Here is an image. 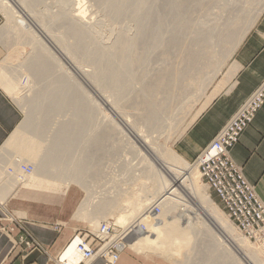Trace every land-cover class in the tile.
<instances>
[{
	"label": "bare ground",
	"instance_id": "obj_1",
	"mask_svg": "<svg viewBox=\"0 0 264 264\" xmlns=\"http://www.w3.org/2000/svg\"><path fill=\"white\" fill-rule=\"evenodd\" d=\"M68 1H63L59 11L53 14L50 19L53 24L63 30L61 34L63 37L57 38L58 47L62 48L76 63L79 59H85V61L94 65L95 71L91 75L89 73L90 76L78 65L77 67L72 66V69L81 77L88 75L102 89L104 95L97 93L98 97L109 110L113 109L111 111L112 115H104L111 125L109 126L110 131L107 130L108 134L110 137L120 135V139L122 138L125 141V144L130 147V151L132 150L133 159H138L132 165L131 176L139 177L141 175L148 179V182L143 183L140 181L142 180L141 177L140 179L130 176L132 181L137 182L139 180V183H136L139 185L138 188L133 187L135 188L133 189L132 187H123L124 185L127 186V181L124 182L119 178L118 181L120 182H116L118 185L115 184L117 186L112 185L108 188V185V189L105 190L103 186L102 195L106 191L108 194L107 200L104 201L103 198L105 197L99 194L101 189L97 191L99 195L96 194V191H93L98 195L96 197L98 198L97 204L93 206L95 202H93V194L91 195L89 190L94 187L87 188L83 183V178L90 175L93 180L98 177L97 156L94 159L96 166L93 165L92 170H90L91 167H88V161L91 160L88 156L80 159L71 169L65 167V164L67 159H71L68 155L73 149V145H77L81 140H83L84 146L79 144V147L96 150L101 149L100 147L106 138H110L104 137L101 132L103 128L101 131L94 130L97 132L92 135L93 137L88 132L89 127L94 123L93 118H91L93 112L91 107L93 106L97 112L103 113V111L99 110L98 103L90 101L86 91L71 79L66 70L61 72L60 75L53 74L56 70L63 71V65L44 45L35 30L31 29V14L28 13L34 12L32 7L36 0H20L26 10L31 11H27V14L21 6V8L17 6V2L15 4L12 0H0V10L6 17L5 19L11 21L12 25L10 24V26L13 28V32L23 36L22 42H27L26 44L32 50V52L23 55V59L18 61L16 67L19 65L22 68L28 66L27 70L29 68L34 73L32 75L35 80L49 79L44 91L36 96L34 95L35 97L31 99V106L27 112L28 121L18 125L0 146V188L6 186L5 192H7L16 189L18 186H32L64 192L74 182L79 184L87 194L80 201L74 219L86 222L93 229L92 231L80 230L81 232L96 233L100 227V222L111 221L122 227L121 230L117 228V233L124 232L126 234L125 249L140 254L162 257L161 253L163 252V254L173 256L180 264H191V261L185 258V253L182 250L193 248V251L199 254V258L192 264H261L259 256L264 254V249L245 237L226 213L213 201L207 192V187L201 183L200 173L196 171V166L189 164L170 146L157 145L155 143L157 139L154 140L155 137L150 138L149 135L142 134L141 130L134 126L133 122L135 120L129 125L131 121L126 113H123L122 105L118 101L126 98L129 93L128 90H131L130 85H132L135 77L134 69L144 64L150 52L162 47L161 57L166 60L167 64L154 75H150L151 78L148 75L149 78L143 79L140 90L135 91L136 94H133L132 98L129 97L131 98L130 101L129 98L126 99L127 103L142 111L144 122L150 130L153 128L157 130L158 126L162 124L160 117H163V119H165L164 117L168 118L174 111V100L184 93L189 86L203 79L200 77L209 74L210 70L213 69L215 57L222 56V51L225 48L228 49L230 54L235 50L263 10V7L258 9L255 15L246 14L247 16L244 18L230 15L231 17L224 24V28L216 35L214 34L219 50H213L209 47L212 35L207 36L208 38L205 39L201 38L200 29H196V27H201L196 25L194 20H199L195 14H204L214 0H163L164 6L160 7L157 6L158 4L155 5L156 1L159 0H92L100 5L107 12L105 14H108L112 19L128 15L137 22L135 34L129 35L127 32L122 31L118 37L116 36L115 42L106 47L102 43H98V40L96 41L95 34L90 31V26L85 22L86 9L82 3L84 0H72V2L70 0L71 3ZM66 2L70 4L74 2L76 6L73 7V3L71 8H67ZM247 4L249 5V3ZM250 5H252V1ZM36 21L43 22V18L40 16V20ZM38 24L40 25V23ZM167 25L172 27L173 32L165 36L164 32ZM43 26L49 28L46 27L47 25L43 24ZM36 29L52 45L55 51L67 61V56L57 46H54V40H52L53 43L51 42L50 36L53 32L47 29L46 31L52 32L48 37V34H45L46 31L44 32L41 27L39 29L36 26ZM65 38L72 41L67 42ZM18 43V39L15 43L11 41L12 47L10 50H14V47L17 49ZM223 55L225 56V54ZM22 64H26V66ZM10 65L2 67L0 64V86L7 93L18 95L17 76L19 75L16 72H20V70L17 71L15 66L13 67V63L12 67ZM143 66L139 69H142ZM231 72H234L230 77L232 79L235 71ZM138 73L137 76L140 75ZM141 75L143 77V73ZM140 79L139 77L135 80L140 82ZM231 79L227 81L229 82L227 88L231 86ZM224 86H216V89L206 97V100L193 113L185 128L179 130L175 118L177 123H172L173 126L170 127L174 132L179 130L177 132L178 138L209 105L212 99L222 91ZM107 92L110 93L107 94ZM81 97H83L82 102ZM123 103L125 102L123 101ZM126 106L125 108H127ZM61 111H67L70 114V119L61 124V129H58L52 135L50 142H42V137L45 135L44 131L49 122L47 120L48 115ZM175 119L173 118V121ZM119 124L122 125V128ZM22 126L31 129L34 133H31L30 136L22 133L19 131ZM133 126L136 130L133 129ZM170 130H168V134ZM82 137L86 138L82 139ZM13 154L17 156H12L10 164H8V157ZM15 164V169L10 172L8 167H14ZM21 164L26 165V167L30 166V172H24ZM51 167L55 169L53 170ZM56 170L60 173H57ZM58 174H62L63 178H59ZM4 178L10 179L11 183H6L7 180ZM96 178L94 181L98 180ZM87 180L90 184V178ZM57 181L60 182L57 183ZM84 182L86 183V181ZM91 185L93 184L91 183ZM127 197L131 198L134 204L131 206L127 204L119 205V200L121 198L127 199ZM0 198L4 199V197ZM154 204H158L160 210L158 213L151 212ZM10 221L15 220L11 218ZM197 233L204 234L209 240L208 244L206 243L205 251L197 250L199 247L192 245L191 242H188V245L190 243L192 245L190 248L187 244L178 245L181 243L175 242L178 238L195 236L198 235ZM66 253L71 254V250L66 251Z\"/></svg>",
	"mask_w": 264,
	"mask_h": 264
},
{
	"label": "rangeland",
	"instance_id": "obj_2",
	"mask_svg": "<svg viewBox=\"0 0 264 264\" xmlns=\"http://www.w3.org/2000/svg\"><path fill=\"white\" fill-rule=\"evenodd\" d=\"M12 1L15 4L17 2V6H19V7L21 6L22 9L25 10L26 14H27L28 9L26 10L25 6L22 5L20 0H12ZM24 1H28V0H24ZM63 1H66V0H36V2L33 3V7H32L34 12L28 11V12H31V13H28V14H31L30 15L31 16L30 20L32 22L31 23L32 25H30L31 29L33 31L35 30L36 34H38L41 37V40L43 41L44 45L49 49V51L53 55H55V57L57 58L59 63H61L63 65V71L56 70L53 74L54 75H60L61 72H64V70H66L68 72L67 74L70 75L71 79L74 82H77L86 91L90 101H94V102L98 103L99 104V110L103 111V113H100V112H97V110H95V108L93 106L91 107V109L93 110L91 118H93L92 121L94 120V123L92 126L89 127L90 128V130L88 131L89 134H91V136L95 135L97 131H101V129L103 128L101 132H102V134H104V137L105 136L110 137V135L108 134L109 133L108 131H110L109 126H111V125L108 122L107 118L104 117V115H112L111 111L113 109L109 110L108 107L102 103L101 99L97 95V93L104 95V93H102L103 92L102 89L98 86V84H96V82L91 77L89 78V76L92 74V72L95 71L94 65L91 64V62L85 61V59H79L78 63H76L73 60V58L71 59V57L63 51L62 48L58 47L59 45L57 43V41H58L57 38L60 39L63 37V36H61L63 30L61 29V27L53 24L50 21V19H51V16L53 14H55L59 11ZM251 1H252V5H250ZM68 2H70V0ZM68 2H66L67 4L65 3V5L67 8H71L72 4L74 2L72 4H70L72 2V0L70 3H68ZM212 2L210 3L208 10H206V12L204 14H202L203 17H202V15H199L198 13L195 14V16H198L197 19H199V20H194V21L196 22V25H200V27H201V28L196 27L197 30L200 29L199 32H201V35H200L201 38L205 39V38H208L207 36L212 35L211 40H210L211 43L209 41V47L213 50H219V47L217 45V39H216L215 35L220 30H222L224 28V24L226 23L228 18H230L231 16H234V15L239 16L241 18H244L247 15H255V13L258 12V9L264 7V0H216V1L214 0ZM18 3H19V5H18ZM82 3L84 4L83 5L84 8L86 9L85 10V22H87L86 24L90 26L89 27L90 31L95 34L94 36H95L96 41L98 40V43H100V44L102 43V45L107 47L108 45L110 46V45H112V43L115 42V38H117L118 35L122 31L127 32L129 35L135 34L134 31L136 32V30H137V24H136L137 22L134 19H132L131 17H129L128 15H122V16H118L117 18L112 19L111 17L108 16V14H105L106 11L102 7H100V5H97L94 1L84 0V1H82ZM247 3H249V5ZM155 5H157L159 7L164 6V1L163 0L156 1ZM213 5H214V7H213ZM75 6H76V4L74 3L73 7H75ZM0 13L2 16V22H1V26H0L1 58L5 57L4 60L0 64L2 65V67L7 66L8 64H11L10 66L12 67V63H13L14 64L13 67L15 66L17 71L20 70V72L22 73L21 74L20 72H16L17 75H19V76H17L18 77L17 78V84L19 86L18 95L20 94L19 96L18 95H11V94L7 93L1 86H0V88L2 90H4L13 99V101L16 103V105L19 107L20 113H21V118H20V122L18 125H21V124L28 121L27 112L29 110V107L31 106V104H30L31 99L33 97H35L37 94H40V92L44 91V89H45L44 87H46L48 85L49 79L46 78L43 81L42 80H35V78L32 75L34 73H32L29 68L27 70L28 66H26V64L25 65L22 64V65L26 66V67L23 66L24 68H22L21 65L16 67L18 64V61H21L20 59H23L22 58L23 55L27 54L28 52L29 53L32 52V50L30 49L29 45L26 44L27 42L26 43L22 42L23 36H20L18 34H15V32H13V30H12L13 28H11V26H10V24L12 25L11 21H9L8 19H5L6 17L1 12V10H0ZM34 14L36 15V17L39 15L38 16L39 19H38V17L36 18ZM40 16L43 18L44 23L42 21L41 22L44 25H47L46 27H49V28H45L40 21H36V20H40ZM106 19H108V20H106ZM38 23H40V25ZM108 23H109V25H108ZM36 26L39 29L41 27L44 32L47 29L51 30L53 32V34L51 31L45 32V34H48V37L50 36V34H52V35L55 34L54 36L51 35L53 38L50 36L51 42L53 43L52 40H54V43H53L54 46H57L59 48V50H61V52L63 54H65V56H67L66 58L68 59L67 61H69V62H67L64 58H62L59 55V53H57L55 51V49L52 47V45L43 36H41V34L37 31ZM172 30H173L172 27L170 25H167V29H165V32H164L165 36H168L171 32H173ZM17 39L19 40L17 49L13 46L14 50L13 49L10 50V48L12 47L10 42L12 41L13 43H15ZM67 39L65 38V40L67 42L72 41L70 39H68V40ZM5 41L6 42L9 41L8 42L9 44L6 43ZM212 43H213V45H212ZM161 48L156 49V50H154L148 54V57L146 58L147 60H145V62H144V64H146V65H144V64L141 65V66L144 65L142 67L143 70L141 68L139 69V67H141V66H138L134 69V76L135 77H134L133 83L131 82L132 85H130L132 88L130 87L131 90H128L130 94L128 93L126 98L118 101V103H120L122 105L121 107H122L123 113L125 112L126 115L129 117V118L127 117L131 121L130 124L128 123L129 125H131L132 121L135 120L134 121L135 123L133 122V124L135 127L139 128L141 130L142 134L149 135L150 138L155 137L154 140L157 139L155 141V143L157 145H162V146H166V147L170 146L171 149L175 150L174 149V143L178 138L177 132L179 130H181L183 127L185 128V126L187 125V123H188L189 119L191 118V116L193 115V113L206 100V97L209 96L213 92V90L216 89V86L225 85L224 88L222 89V91L227 89V83H229L227 81H229L231 79L230 77L234 73L231 71H235V68H236L235 65L233 64V61H232L233 53L235 50L230 54L228 49L225 48L222 51V54H221L222 56L215 57L213 69L210 70L209 74H206V75L200 77L203 79L197 81L196 84L189 86L190 88L188 87L184 93L180 94V96H178L174 100L175 101V103H173L174 106L172 105L174 108L173 109L174 111H172L171 116L168 118L164 117L165 119H163V117H160L162 119L161 125H163V123L166 122L164 124L165 126L163 125L164 128H163V126L159 125L157 130H156V128H153L150 130V128L144 122V115L141 113L142 111H140L139 108L137 109V107L135 108L134 105H130L129 103H127L126 99H128L129 97L132 98L134 96L133 94H136L137 90L142 87L140 85H142L143 79H147V77L149 78L150 75H154L156 72H158L159 70L164 68L165 64H167L166 60H163L161 57V53L163 51V50H161ZM159 51H161V52H159ZM223 54H225V56ZM15 63H16V65H15ZM70 64H71V66H70ZM77 65L79 68L82 67L81 69L85 70V72L88 75L90 73V75L89 76L83 75V77H81L80 75H77L76 72L72 69V66L77 67ZM19 67H21L22 69L21 68L19 69ZM25 68H26V70H24ZM22 70L25 72H23ZM138 72H142L143 77L141 75L142 73H138ZM30 73H31L32 77L30 76ZM137 73H138V75L139 74L140 75L137 76ZM144 75L146 78L144 77ZM139 77L141 78L140 82H139V80H135V79H138ZM151 77L152 76H150V78ZM232 79H231V81H232ZM91 80H93L94 82ZM51 81H52V77H51ZM86 82H87V84H86ZM94 89H95V91H94ZM108 93H110V92H107V94ZM131 93H132V95H131ZM88 98L86 97L87 100H89ZM131 98H129V101ZM82 101H83V97H81V102ZM123 101L125 103H123ZM126 105H128V106H126ZM125 106L127 108H125ZM183 106H184L185 111L183 109ZM113 107H114V105H113ZM114 109L116 110L115 107H114ZM141 115H143V116H141ZM174 115H175V117H174ZM173 118L174 119L176 118L177 122L179 124L176 122V119L173 121ZM69 119H70V114L67 113V111L55 112L53 114L48 115L47 120L49 122L47 123L48 126L44 131L45 135L42 137V142H44V143L50 142L52 139V135L58 129H61V124L65 123ZM141 119H143V120H141ZM172 123H175V124L177 123L178 129H179L178 131L174 132L172 130V127H170V126H173V125H171ZM167 124H169V125L166 126ZM119 125L122 128V125L121 124H119ZM134 126H133V129L136 130L134 128ZM160 127H161V129H160ZM131 128H132V126H131ZM94 130H97V131L95 132ZM168 130L172 131L173 133L172 132L170 133V131H169V134H168ZM19 131H21L22 133H25L29 136L32 135L31 133H34L33 131H31V129L23 128V126ZM167 134L172 136V137L168 136ZM116 136L119 137L120 135H115L114 136L115 138L110 137L111 139L110 138H106V139L104 138L105 140H104L103 145L100 147L101 149H96V150L95 149H93V150L92 149H84L82 147H79V144H80V146L82 144L84 146L83 140H81L77 145H73V149L71 150L70 154L68 155L69 157H71V159L66 160L65 167H67L68 169H71L76 163H78V161H80V159H82L84 156H88L89 158H91V160L88 161L89 162L88 167H91L90 170H92L94 168L93 165L96 166L94 164L96 162V161L94 162V159L97 156L96 159L98 160L97 169L99 172V175H98L99 178L98 177L97 178L95 177V178L98 180L94 181L95 178L92 180L90 175L83 178V180L86 181V183L84 181H83V183L86 185L87 188L90 189V187L91 188L94 187V188H92V190L90 189L91 191L88 189L90 194L91 195L93 194L92 200H93V202H95V203H93V206L95 204H97L96 202H97L98 198H96V197L99 194L102 195L103 191L105 189L112 187V185H114V186L118 185L117 183L120 182V181H118L119 178H121L124 182L127 181V186L124 185L123 187L138 188V186H139V185H137L139 183V180H137V182L130 180L131 177H133V175L131 176V173H130L131 170L133 169L132 165H134L138 159H133V154L131 153L132 150L130 151V147L127 144H125V141L122 138H121L122 139L121 140L120 137L117 138ZM85 138L86 137H82V139H85ZM98 152H100V153H98ZM79 155H83V156H79ZM12 156H17V155L13 154L10 157H8V162H9L8 164H10ZM193 161H188V163L193 165L192 164ZM28 163H31V162L29 161ZM99 166H101V167H99ZM51 169L54 170L55 168L51 167ZM195 169L198 172L196 167H195ZM56 171H57V173H60L58 170H56ZM63 173H64V170H63ZM58 175H59V178H63L62 174H58ZM140 177L142 178V180H140L141 182H143V183L148 182V179L142 177L141 175L139 177L135 176L133 178H140ZM88 178H90V184H89V181L87 180ZM200 179H201V177H200ZM49 180H51V179H49ZM54 180H52V181H54ZM101 180H103V181L101 182ZM58 182H60V181H57V183ZM54 183H56V182L54 181ZM91 183L94 186L91 185ZM201 183L207 187V192L209 193V196L213 199V201L219 206V208L224 213H226L224 207L222 206V204H221L220 200L218 199L217 195L215 194V192H213L211 189H209V187L205 184V182L202 179H201ZM115 184H117V185H115ZM108 185H109V187H108ZM103 186H104V190L102 189ZM135 188H133V189H135ZM99 189H101V193L98 194L97 191H100ZM84 191L85 190L82 189L79 186V184L73 182L70 184V187L65 194L62 195L61 193H58V192H55L54 194L51 193V194L54 195L55 198H58L59 200H62V198H64V196L66 197L67 195H68V198H70V199L72 197L70 210L73 211V215H74L79 204H80V201H82L87 195L86 192H84ZM93 191L94 192L96 191V194H98V195H96ZM129 194H131V193H129ZM102 197L106 198V199L103 198L104 201L108 199L107 198L108 194L106 193V191H105V194L102 195ZM70 199L68 200V202L70 201ZM119 201H120L119 205L127 204L128 206L129 205L131 206L132 204H134V201L128 197H127V199L121 198ZM226 215H227V213H226ZM73 222L76 224V226H78L80 228L81 231H85V230H91L92 231L93 230L91 227L88 226V224L86 222L76 221L74 218H73ZM118 227L120 230L122 229L121 226L118 225ZM197 234L198 235H195V236H191L189 234L191 236V239H190V236L187 238H178V240H176L175 242L181 243L178 245L187 244V246H189V248L192 247V245H196V247L197 246L199 247L197 250L205 251L206 243L208 244L209 240H207V238L205 237L204 234H202V233H197ZM194 238H195L194 241H196V242L193 241ZM189 239H190V241H189ZM188 242H191L192 245H191V243L188 245ZM251 242H253L255 245H257L259 247L262 246V248L264 249V247H263L264 244H262L263 242H258L255 240H251ZM182 252L185 253V258L188 261H191V264H192V262L193 263L196 262L199 258V254L196 251L194 252L193 248L191 250H187V248H186V249L182 250ZM161 255H162V257H160V256H152V257L155 258L161 264H180V262L177 259H175L173 256L163 254V252L161 253ZM259 257L261 258L260 263L264 264V254L259 256ZM98 263H100V262H98Z\"/></svg>",
	"mask_w": 264,
	"mask_h": 264
},
{
	"label": "crops",
	"instance_id": "obj_3",
	"mask_svg": "<svg viewBox=\"0 0 264 264\" xmlns=\"http://www.w3.org/2000/svg\"><path fill=\"white\" fill-rule=\"evenodd\" d=\"M1 22L0 13V26ZM4 58L0 46V63ZM232 61L236 70L231 86L215 96L174 143L175 151L187 161L196 158L264 79V7L235 49ZM20 118L19 107L0 88V146L18 126ZM229 156L264 204V103L229 149ZM4 179L11 183L10 179ZM5 187L0 188V197H4L0 198V264H49V257L56 258L80 230L70 210L72 197L67 195L59 200L51 194L63 195L69 188L59 192L18 186L5 192ZM11 218L16 222L10 221ZM22 233L29 234L40 247L27 249L16 244ZM152 256L125 249L116 264H161Z\"/></svg>",
	"mask_w": 264,
	"mask_h": 264
},
{
	"label": "built area",
	"instance_id": "obj_4",
	"mask_svg": "<svg viewBox=\"0 0 264 264\" xmlns=\"http://www.w3.org/2000/svg\"><path fill=\"white\" fill-rule=\"evenodd\" d=\"M263 103L264 79L192 164L209 189L215 192L228 217L241 233L249 240L264 243V204L229 156V149L238 142L240 134L251 124ZM15 167L16 164L8 169L12 172ZM21 167L24 172H30V166L21 164ZM159 211L158 204H154L151 212ZM117 228L119 227L111 221H102L96 233L76 231L55 259L49 257V264H116L127 241L126 234L117 233ZM16 244H23L27 249L40 247L27 233L20 234ZM68 250H71V254L66 253Z\"/></svg>",
	"mask_w": 264,
	"mask_h": 264
}]
</instances>
